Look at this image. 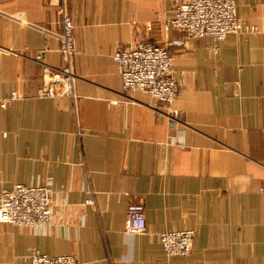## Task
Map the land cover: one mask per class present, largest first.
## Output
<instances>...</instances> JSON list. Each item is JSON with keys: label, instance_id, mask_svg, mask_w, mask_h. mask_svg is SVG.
<instances>
[{"label": "crops", "instance_id": "crops-1", "mask_svg": "<svg viewBox=\"0 0 264 264\" xmlns=\"http://www.w3.org/2000/svg\"><path fill=\"white\" fill-rule=\"evenodd\" d=\"M170 5L0 0V96H18L0 102V191L48 185L54 199L48 226L0 224V264H31L35 250L80 264H264V0H237L245 30L220 42L175 34ZM63 9L69 59L44 31H63ZM141 41L174 56L168 112L145 92L123 97L112 56ZM131 202L145 206V234L125 230ZM171 229L195 231L189 256L165 252Z\"/></svg>", "mask_w": 264, "mask_h": 264}, {"label": "built area", "instance_id": "built-area-1", "mask_svg": "<svg viewBox=\"0 0 264 264\" xmlns=\"http://www.w3.org/2000/svg\"><path fill=\"white\" fill-rule=\"evenodd\" d=\"M164 22L175 34L193 38L210 37L216 42L223 41L228 34L245 30V21L238 16L237 0H171ZM61 33L47 31L60 41V48L66 59L75 53V24L71 14L62 10ZM257 25L247 28L256 33ZM122 80L123 97L129 93L145 92L153 100L154 107L168 112L180 93V86L174 74V56L164 46L138 42L134 46L119 47L113 53ZM71 76L70 68L61 75L52 77V85L64 83ZM43 90L41 96H53L54 89ZM17 94L2 98L7 106L17 99ZM119 102H122L119 101ZM176 118L171 115V118ZM89 199L86 203H91ZM54 206L53 192L48 185L27 186L15 184L11 189L0 191V224L41 228L52 220ZM128 234H145L147 230L146 211L142 202H131L126 212ZM195 231L171 229L159 234L165 252L169 255L189 256L194 246ZM31 264H80L73 254L51 256L38 250L30 254Z\"/></svg>", "mask_w": 264, "mask_h": 264}]
</instances>
